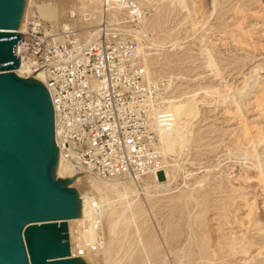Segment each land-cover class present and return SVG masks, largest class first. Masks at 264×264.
I'll return each mask as SVG.
<instances>
[{
  "label": "rangeland",
  "instance_id": "rangeland-1",
  "mask_svg": "<svg viewBox=\"0 0 264 264\" xmlns=\"http://www.w3.org/2000/svg\"><path fill=\"white\" fill-rule=\"evenodd\" d=\"M137 1L150 7L156 37L174 40L173 49L156 54L159 66L181 76L179 89L188 98L205 102L187 162L192 175L176 174L169 188L149 199L143 194L141 211L119 230L110 259L94 256L85 262L264 264V142L259 139L264 137V0H186L190 15L170 0ZM45 4H51L55 24H66L76 10L79 26H88L81 1L31 0L29 10L40 12ZM144 45L140 40L141 51ZM206 49L216 63L214 72L201 54ZM207 88L205 94L201 89ZM166 170L164 165L153 174L162 185L168 184ZM56 171L55 177L65 180ZM146 177L148 183L154 180ZM69 187L84 193L90 186L82 181Z\"/></svg>",
  "mask_w": 264,
  "mask_h": 264
},
{
  "label": "built area",
  "instance_id": "built-area-1",
  "mask_svg": "<svg viewBox=\"0 0 264 264\" xmlns=\"http://www.w3.org/2000/svg\"><path fill=\"white\" fill-rule=\"evenodd\" d=\"M73 11L62 25L30 15L25 30L16 31L24 38L17 45L24 68L18 76L45 75L59 158L80 178L139 181L161 173L165 163L153 126L170 130L175 117L171 88L147 78L133 34L145 10L137 0H102L100 23L90 33Z\"/></svg>",
  "mask_w": 264,
  "mask_h": 264
},
{
  "label": "water",
  "instance_id": "water-1",
  "mask_svg": "<svg viewBox=\"0 0 264 264\" xmlns=\"http://www.w3.org/2000/svg\"><path fill=\"white\" fill-rule=\"evenodd\" d=\"M26 0H0V264H86L71 255L80 215L73 179H57L55 112L40 81L23 79L17 45Z\"/></svg>",
  "mask_w": 264,
  "mask_h": 264
},
{
  "label": "bare ground",
  "instance_id": "bare-ground-1",
  "mask_svg": "<svg viewBox=\"0 0 264 264\" xmlns=\"http://www.w3.org/2000/svg\"><path fill=\"white\" fill-rule=\"evenodd\" d=\"M79 1L82 2L81 7L79 9L82 10V14L84 15V19L87 22L86 24L88 25L87 27H84V29H86L87 32L90 33L91 29H93L100 23L99 10H97V6L99 5L100 0H79ZM147 2L149 3V0H147ZM30 3L31 0H26L25 10L23 13V17L18 32H23L25 30L26 21L30 15L37 18L39 17L44 21H48L52 23L57 22L54 17L51 4L42 5L43 6L42 10H40V12H37L36 7L34 8V10H31V8L29 10ZM105 3H107L108 5H117L118 0H105ZM150 3L152 2L150 1ZM170 3L177 4L183 10H186L188 12V15H190L191 12L190 10H188L189 8L186 0H170ZM89 4L90 5L94 4V6L91 7ZM141 5L145 10L146 16L142 25L139 28L135 29L133 34L138 42L142 40L145 43L144 45L145 51L144 48L141 51L139 47V55L141 56L143 65L147 71V78L149 80H155V81H165L164 79H166V82L168 83V86L169 88H171L172 91L169 109L173 112L175 117L173 128L170 130H166L158 125L153 126L155 132L158 135V139H159L158 147L161 155L164 158V163L167 166L168 170L166 171L169 180L167 185H162L157 180L156 175H153V177L152 176L146 177L147 180L149 178L154 179L152 183L146 182L145 178H143L142 180L140 179L142 184H139L140 180L131 181V180L116 179L111 181H102L92 177L90 178L77 177L75 181L72 182L74 186L79 185L82 181H86L90 186L87 192L84 193L79 192V197L81 200V209H80L79 217L77 219L69 221L71 255L72 257L75 258H81L83 261H87L88 259L93 258L94 256L95 257L103 256L104 259L105 258L110 259L113 253L112 243L117 238L119 230L122 228V226L126 221H128L129 219H135V217H137L136 213L138 211H141L140 199L143 194L147 197V199H149L152 196V193H157L159 190L169 188L170 183L174 179H176V176L178 174L184 173L185 178H189L192 175L191 172H187L186 170L187 162L189 161L188 158L192 150L193 144L195 142V137L197 132L196 131L197 119L201 113L200 106L202 104H205V102L203 100L198 101L195 97L188 98L189 93H186V91H182L179 89L180 86L178 83L179 81H181L180 80L181 76L179 77V75L176 74L175 72L165 69L166 66L164 67L159 66V62H157L160 61L159 59H157L158 53L168 48L173 49L174 40L171 39L167 40L162 38L158 39L156 37L154 28L151 27L152 24H149V20H150L149 15L151 14L150 13L151 11L149 9L150 7L145 6L142 2ZM201 54L203 56L204 61L206 62L205 65H207V68L213 72L217 70L216 63L213 60L214 58H212L210 52L206 49L202 51ZM159 57L161 56L159 55ZM23 69L24 68L20 70L17 69L15 73L17 75H23ZM36 79L41 83H43L45 79V75L42 72H39L38 75L36 76ZM201 90H203L205 94L209 93L208 88ZM211 94L219 95V92L212 91ZM223 101L224 99H222L221 102ZM259 139L264 142V137H261ZM56 170L55 171L57 172V174L58 175L62 174L63 178L65 179L75 178V174L73 172L72 167L67 162H65V160L61 157L59 158ZM261 175L260 177H263L262 173ZM263 192H264V186H263ZM188 194L186 195L188 196ZM104 196L106 197L104 198ZM262 200L264 203V199ZM255 217L253 216L252 218ZM144 220L143 222H145ZM252 220L254 222L256 218ZM105 224L108 227L107 231L104 226ZM128 225H130V223ZM243 245H245V243L242 244V246ZM262 249L264 250V248ZM184 258H186V256H184Z\"/></svg>",
  "mask_w": 264,
  "mask_h": 264
}]
</instances>
